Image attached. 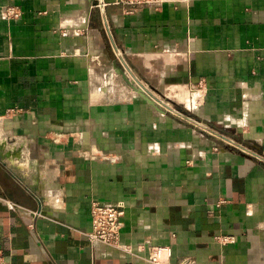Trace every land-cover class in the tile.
I'll return each instance as SVG.
<instances>
[{
    "label": "crops",
    "instance_id": "obj_1",
    "mask_svg": "<svg viewBox=\"0 0 264 264\" xmlns=\"http://www.w3.org/2000/svg\"><path fill=\"white\" fill-rule=\"evenodd\" d=\"M111 1L0 0L5 264H264V0Z\"/></svg>",
    "mask_w": 264,
    "mask_h": 264
},
{
    "label": "built area",
    "instance_id": "obj_2",
    "mask_svg": "<svg viewBox=\"0 0 264 264\" xmlns=\"http://www.w3.org/2000/svg\"><path fill=\"white\" fill-rule=\"evenodd\" d=\"M165 0H113L114 4L138 7L143 5L155 6ZM9 17H18L16 10L9 9ZM125 215L124 204L105 205L98 202L92 206V230L88 238L93 243H100L116 248H122L121 231L122 219ZM225 242H233L232 238L224 239ZM146 260L151 264H169L172 257V249L168 246H152L149 248ZM0 264H5L0 254ZM190 264V263H189Z\"/></svg>",
    "mask_w": 264,
    "mask_h": 264
},
{
    "label": "water",
    "instance_id": "obj_3",
    "mask_svg": "<svg viewBox=\"0 0 264 264\" xmlns=\"http://www.w3.org/2000/svg\"><path fill=\"white\" fill-rule=\"evenodd\" d=\"M113 2V0L111 1ZM116 65V69H117V73L123 77V79L126 81V83L128 84V86H130L132 88V90L138 94L139 96H141L143 99H145L149 104H151L153 107H155L157 110L164 112V110L162 109V107H160L157 102L150 96V94L143 89L142 87L138 86L135 82H133L128 76L127 74L124 72V70H122L121 68H119Z\"/></svg>",
    "mask_w": 264,
    "mask_h": 264
},
{
    "label": "rangeland",
    "instance_id": "obj_4",
    "mask_svg": "<svg viewBox=\"0 0 264 264\" xmlns=\"http://www.w3.org/2000/svg\"><path fill=\"white\" fill-rule=\"evenodd\" d=\"M181 99H183V98H181ZM181 99H180V101H182ZM184 99H185V98H184ZM175 100H176V102H178V99H175ZM183 101L185 102V100H183ZM183 101H182V102H183ZM181 104H182V103H181ZM183 106H185V107H186V106H187V104H186V103H185V104H182V105H181V107H183ZM182 109H184V107H183Z\"/></svg>",
    "mask_w": 264,
    "mask_h": 264
},
{
    "label": "bare ground",
    "instance_id": "obj_5",
    "mask_svg": "<svg viewBox=\"0 0 264 264\" xmlns=\"http://www.w3.org/2000/svg\"><path fill=\"white\" fill-rule=\"evenodd\" d=\"M190 92V91H189ZM191 93V92H190ZM190 95V94H189ZM192 95H194V94H192ZM196 98H197V96H196ZM178 99H180V98H178ZM186 99H188V98H185V101H186ZM190 99V98H189ZM188 99V100H189ZM182 100H184V99H182ZM198 101V100H197ZM184 102V101H183ZM190 104V103H189ZM198 105V104H197ZM193 107H196V106H193ZM188 108H190V105H189V107ZM194 109V108H193Z\"/></svg>",
    "mask_w": 264,
    "mask_h": 264
}]
</instances>
